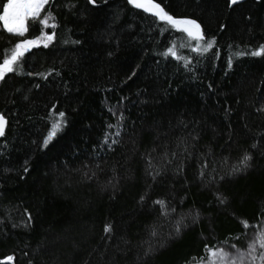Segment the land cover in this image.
Masks as SVG:
<instances>
[{"label": "trees", "instance_id": "16d2710c", "mask_svg": "<svg viewBox=\"0 0 264 264\" xmlns=\"http://www.w3.org/2000/svg\"><path fill=\"white\" fill-rule=\"evenodd\" d=\"M153 2L0 21V264H264V0Z\"/></svg>", "mask_w": 264, "mask_h": 264}, {"label": "snow or ice", "instance_id": "6c2138e0", "mask_svg": "<svg viewBox=\"0 0 264 264\" xmlns=\"http://www.w3.org/2000/svg\"><path fill=\"white\" fill-rule=\"evenodd\" d=\"M232 2L235 3L236 0H232ZM47 3L48 0H8L7 6L0 8V11L3 12V15H0V21H3V27L8 32L23 36L27 31L25 20L28 18H33L34 20L38 18L44 5ZM136 7L144 8L146 11H153L154 14L157 15L161 20H165L174 26L185 25L186 27L184 28V31H186L190 37L196 38L199 36L198 31H193V29H199V25H196L194 21L174 19L173 17L165 13L158 4L153 2V0L137 2ZM41 23L46 25L47 20H41ZM49 39H51V37H49ZM33 43L34 41L32 40H26L22 43L17 44L16 48L11 52V58L5 59L3 61V68L0 69V75L3 74V71H11L12 63L16 61L18 56L23 55V50H25ZM169 51L170 54L175 55V51L173 49H170ZM60 115L63 116V113H61ZM5 124L6 121H4L2 117H0V135H3ZM59 127V123L53 125L52 131L49 135V139H51V137L55 135ZM45 143H47V141H45ZM108 230H110V226L106 228V231ZM261 247H264V235L261 236ZM211 256L213 258L219 256V258L224 261L228 260V254L224 253L222 250L219 253L212 252ZM213 264H215V260H213Z\"/></svg>", "mask_w": 264, "mask_h": 264}, {"label": "rangeland", "instance_id": "374dc122", "mask_svg": "<svg viewBox=\"0 0 264 264\" xmlns=\"http://www.w3.org/2000/svg\"><path fill=\"white\" fill-rule=\"evenodd\" d=\"M142 1L143 0L138 1V2H142ZM6 6H7V4H6ZM26 22H27V19L25 20V26H26ZM2 23H3V21H2ZM221 250L224 253L228 254V260L227 261L220 259L219 256H217L216 258H213L211 256L212 252L219 253V252H221ZM263 250H264V247H263ZM255 252H256V249H255ZM263 256H264V253H263ZM213 260H215V264H233V262H234V264H252V261L250 260V258L247 255L242 254V253L237 254V253H235V251H233L231 249H226V248H217V249L210 250L205 258H203L197 262H194L193 264H213Z\"/></svg>", "mask_w": 264, "mask_h": 264}, {"label": "water", "instance_id": "95a60500", "mask_svg": "<svg viewBox=\"0 0 264 264\" xmlns=\"http://www.w3.org/2000/svg\"><path fill=\"white\" fill-rule=\"evenodd\" d=\"M238 1H240V0H236V2H238ZM133 2H134V4L136 5V3H137L138 1H137V0H133ZM236 2H235V3H236ZM231 3H232V5L235 4V3L232 2V0H231ZM0 117H2L4 121H6V119H5L1 114H0ZM5 127H6V124H5ZM5 127H4V130H3V133H4V131H5ZM1 136H2V135H0V138H1ZM8 261H9V260L7 259V260L4 261V263H8Z\"/></svg>", "mask_w": 264, "mask_h": 264}]
</instances>
